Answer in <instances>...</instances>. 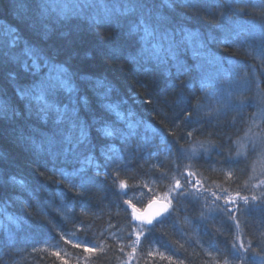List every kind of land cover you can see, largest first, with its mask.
<instances>
[{"label": "snow or ice", "instance_id": "1", "mask_svg": "<svg viewBox=\"0 0 264 264\" xmlns=\"http://www.w3.org/2000/svg\"><path fill=\"white\" fill-rule=\"evenodd\" d=\"M231 6V4H225L224 0H212V2L209 0H152L151 3L147 0H92L91 3H80L79 0H59L55 3L53 0H39L38 3L31 5L26 0H17L12 7L22 18L31 8L37 12V16L30 17L35 37L32 43H24L20 55L11 54L12 48L20 47L21 37L9 26L0 25V35L10 37L5 43L0 44V76L9 83L16 84L15 95L23 102L19 104L21 111L16 112L13 104L5 98L7 94L0 93V119L18 118L23 115L33 119L41 128L55 129L51 134L40 138L24 136L21 139L30 145L35 155L42 157L45 161L53 162L65 186L71 185L68 188L69 191L74 189L76 196H85L93 182L89 172H94L97 177L101 175L102 165L98 162L99 158H103L105 165L123 159L122 155L114 154L117 150L113 149L108 140L119 139L125 151H130L129 144L132 138L141 135L138 130L143 127L145 133L152 134L142 137L148 145H151L156 137H159L164 144L168 141L160 129L151 127L144 120L133 121L130 119L133 116L131 111L126 110L121 102H113L112 97L116 90L111 80L75 70L72 61L78 50L73 49L72 58L61 60L59 56L62 49L65 46L74 45L86 32H95L102 28L108 29L112 34L120 32L122 36L135 40L138 44L136 55L129 57L130 63L145 76L152 75L157 81L163 83L165 92L168 89L176 91L174 79L193 70L201 74L183 82L185 88L192 89L195 83H198L200 89L206 91L211 86V81L203 75L205 63L213 66L221 63L210 54L211 46L214 44L236 45L239 40V47L247 48L248 56L258 60L261 71H264V23L259 29L239 24L231 25L225 11ZM248 6L259 9L264 14V0L250 3ZM177 9L204 16L212 14V19L215 20L214 30L204 32L194 29L184 18L174 14ZM74 20L77 23L73 24ZM242 33L251 35L253 43L249 44L245 39H240ZM54 37L57 39L54 40ZM104 40L101 38L100 41ZM49 41H52L56 47H48L46 50ZM103 51L119 57L123 49L113 44ZM189 52L194 61L191 65L185 59ZM13 64L15 67H12ZM249 67L252 71H245L241 75L238 66L234 65L231 73L236 75L231 80H229L231 73L224 74L222 83L228 86L215 99L219 107L209 109L201 115V106H194L188 111L185 120L199 122L207 118L212 123L218 120L220 113L225 109L242 113L247 101L252 100L257 108L252 115L264 121V88L260 86L255 65ZM20 69H23V72ZM25 73H31L32 83L22 86L20 77ZM221 73H224L222 67L218 69V75ZM232 85L238 89L235 102ZM251 87L257 88L259 94L246 96L245 90ZM146 94L149 99L144 100L143 103L153 105L151 93ZM186 102H188L187 97L181 89L177 96V103ZM97 105L99 107H96ZM153 111L157 109L153 107ZM124 121H127L126 128L121 126V122ZM257 127L259 125L253 121L243 137L227 145L228 155L224 164L227 165L228 170L223 173L225 183L234 180L235 166L240 163H243L245 168L251 166L254 172L256 165L259 164L260 176L264 177V128L256 132L254 129ZM93 134L105 140L99 157L94 151V146L91 145ZM168 135L173 133L169 132ZM187 136L191 138L193 133L189 131ZM198 143L199 149L194 147L189 154V159L197 156L201 159L204 157L211 159L213 153L220 155L223 149L222 144L215 143L213 140ZM2 158L3 154H0V159ZM62 164H69L71 172L64 167H56ZM103 170L106 171V168ZM188 175L192 176L193 173L189 172ZM73 178H78L79 183L73 184ZM3 183L5 188L11 184L18 186L20 191L31 192V187L15 176L4 177ZM56 183L59 184L60 181L57 180ZM189 184V181L182 184L180 179H175L172 188L162 197L153 195L144 211H139L127 199H124L123 203L132 208V219L135 223L129 233V243L116 237L120 241L116 247L123 257H126V259L120 258V264H132L133 259H138V249L142 253L146 243H154L148 241V236L156 231L166 218L172 216L175 210L174 200L179 202L178 198L187 200L188 197H193V200L198 203L199 196H193V193L185 190ZM196 185L199 187L193 186L195 192L208 191L201 181L198 180ZM128 187L126 181L120 180V190ZM217 188L226 195L221 196L216 193L212 195L215 201L223 203H216L214 208L208 209L207 214L201 212L193 219L199 220L205 226H210L220 218V214H223L227 221L235 223L237 230L241 228V217H250L258 221L260 227L256 240H250L247 245L243 242H233L230 248L223 251L219 248L214 250L219 253L223 264H264V179L248 175L242 190L236 191L235 194L229 193L227 188H222L220 185H217ZM56 196L61 198L60 203L64 205L59 211L65 215L72 212V207L64 203L62 193H56ZM37 210L41 218L47 219L42 209L37 208ZM8 219L10 223L20 226L19 218L9 217ZM81 226L78 231H87L83 221ZM4 230L7 231V229ZM216 231L219 232V228ZM132 235H135L134 241L131 240ZM141 237L144 239L141 240ZM60 239L64 240L65 244L69 243V240L63 236ZM94 239H85L82 242L77 239L71 246L87 254L84 257L86 261L92 258L99 260L101 256L107 255V249L103 236L99 238L101 240L99 244L95 243ZM14 240V234L9 231L5 243H12ZM108 247L111 248L112 245L109 244ZM128 248H131L130 252ZM180 248H184V245L181 244ZM174 254L175 252L165 256L164 252H157L149 247L146 256L149 258L154 255L159 256L160 259H166L168 264H185L180 257L173 260ZM51 255L55 256L60 264H69L59 252H52ZM146 264H151V260H146Z\"/></svg>", "mask_w": 264, "mask_h": 264}, {"label": "trees", "instance_id": "2", "mask_svg": "<svg viewBox=\"0 0 264 264\" xmlns=\"http://www.w3.org/2000/svg\"><path fill=\"white\" fill-rule=\"evenodd\" d=\"M16 2L17 0H0V25L9 26L21 37L20 47L11 49V54L20 55L24 43H32L34 40L35 33L30 17L37 16V12L31 8L22 18L12 7ZM26 2L31 5L38 3L39 0H26ZM53 2H59V0H53ZM79 2L91 3L92 0H79ZM258 2L259 0H224L225 4L232 5L225 10L230 18V24L259 29L264 23V14L259 9L248 6L250 3ZM176 12L194 29L204 32L214 30L215 20L212 19V14L204 16L180 9ZM72 23L75 24L77 21L74 20ZM111 34L106 28L86 32L74 45L65 46L59 59L68 58L66 51H73V49L81 51L83 48L99 45L101 38L106 39ZM8 39L10 37L0 35V44ZM53 39L56 40L57 37ZM240 39H245L249 44L253 43L251 35L242 33ZM50 45L52 41L48 42L46 50ZM210 54L221 63L216 66L205 63L203 75L211 81V86L206 91L200 89L198 83H195L192 89L185 88L183 82L201 74L195 70L174 79L176 91L168 89L165 92L163 83L157 81L152 75L144 74L141 75V79L145 87L134 86L137 95L130 96L116 91L112 97L113 102H121L126 110L131 111L133 116L130 119L133 121L144 120L151 127L160 129L168 143L164 144L159 137H156L152 144L148 145L142 137L152 134L145 133L143 127L138 130L141 135L132 138L129 144L130 151H125L119 139L108 140L113 149L117 150L114 154L122 155L123 159L105 165L103 158H99L98 162L102 165L101 175L97 177L94 172H89L93 182L87 195L78 197L74 189L69 191L68 188L71 185L65 186L53 162L48 161L45 165L43 160L34 158L33 161H28L23 157H17L21 170L19 174L12 176L22 179L31 187V192L20 191L18 186L11 184L5 188L4 176L0 174V264H60V261L51 255L52 252H59L69 264H120L123 254L116 247L120 242L116 237L129 243V233L134 224L131 219L132 208L123 203L124 199L142 211L153 195L162 197L168 192L175 179H180L182 184L185 181L190 182L185 190L193 193V196H199L198 203L193 200V197H188L187 200L178 198L179 202L174 200L175 210L172 216L166 218L164 223L148 236V241L154 243H146L142 253L138 249V259H133L132 264H146V260H151V264H168L166 259H160L159 256L147 257L149 247L157 252H164L165 256L175 252L172 259L176 260L180 257L185 264H223L219 253L214 249L219 248L223 251L230 248L233 242H243L247 245L250 240H256L260 225L258 221L250 217H241L239 230L236 229L235 223L227 221L223 214H220V218L210 226H205L199 220L193 219L201 212L207 214L208 209L214 208L216 203H223L215 201L212 195L213 193L226 195L218 190L217 185L235 194L236 191L242 190L248 175L264 179L260 176L259 164L256 165L255 172L251 166L245 168L243 163L236 165L234 180L227 183L223 174L228 170L227 165L224 164L228 155L227 145L243 137L253 121L259 125L254 131L259 132L260 128H264V121L252 115L257 111L252 100L247 101L242 113L225 109L220 113L218 120L212 123L207 118L199 122L185 120L188 111L194 106H201V115L209 109L219 107L215 99L228 86L222 81H224V74L231 73L234 65L238 66L241 75L245 71L251 72L252 69L249 66L255 65L260 86L264 88V71H261L259 61L248 56L247 48L239 47V40L236 45L214 44L211 46ZM185 59L189 65L194 62L190 52ZM72 63L74 65L75 60ZM12 67L15 65L13 64ZM221 67L224 73L218 75V69ZM20 71L23 72V69ZM235 75L231 73L229 80L234 79ZM20 83L22 86L30 85L31 73L21 76ZM15 89L16 84L9 83L0 76V92L7 94L5 98L15 99L19 104L23 103L15 95ZM181 89L187 97L186 103H177V96ZM232 89L235 102L238 89L235 85H232ZM146 93H151L153 105L143 103L144 100L149 99ZM244 94L250 97L258 95L259 91L251 87L245 90ZM153 107L157 111H153ZM126 123L127 121L121 122V126L126 128ZM189 131L193 133L191 138L187 136ZM169 132L173 135H168ZM208 140L223 145L221 154L213 153L211 159L207 157L201 159L199 156L189 159L192 149L194 147L199 149L198 142L206 143ZM104 143L103 138L93 134L92 144L97 157ZM232 146L235 147V145ZM240 159L243 160V158ZM56 167H64L68 172L72 170L69 164L56 165ZM105 168L106 171L103 170ZM189 172L193 175L189 176ZM57 180L60 181L59 184L56 183ZM120 180L126 181L129 187L120 190ZM198 180L208 191L195 192L193 186L199 187L196 185ZM72 183L78 184V178H73ZM56 193H62L64 203L72 207V212L65 215L59 211L64 205L60 203L61 198L56 196ZM37 208L46 213L47 219L41 218ZM9 217L19 218L20 226L10 223ZM81 221L84 222L87 231H78L82 227ZM217 228L219 232L216 231ZM9 231L14 234L15 240L12 243H5ZM61 236L68 239L69 243L65 244L64 240L60 239ZM101 236L104 237L107 255L101 256L99 260L92 258L86 261L84 257L87 254L71 246L77 239L82 242L85 239L95 238L94 242L99 244ZM143 239L144 237H141V240ZM131 240H135V235L131 236ZM109 244L112 245L111 248L108 247ZM181 244L184 248H180ZM127 250L130 252L131 248ZM123 258L126 259V257Z\"/></svg>", "mask_w": 264, "mask_h": 264}, {"label": "clouds", "instance_id": "3", "mask_svg": "<svg viewBox=\"0 0 264 264\" xmlns=\"http://www.w3.org/2000/svg\"><path fill=\"white\" fill-rule=\"evenodd\" d=\"M147 2L151 3L152 0H147ZM174 14L179 15L177 12ZM100 42L99 45L83 48L75 54L73 59L75 60V70L111 80L118 93L122 92L130 96L137 95L134 86L145 87L144 81L141 79L142 73L129 61V57L136 55L137 41L128 39L122 36L120 32H116ZM113 44L123 49L119 57H114L103 51V49ZM50 47L55 48L56 46L52 44ZM65 54L69 58L73 57L72 51H66ZM8 100L13 104L14 111H21L20 105L15 99ZM54 131L53 128H41L33 119L26 118L23 115L18 118L6 117L0 119V154H3V158L0 159V174L4 177L19 174L21 166L17 163V157H23L28 161H33L34 158L35 160H43L47 165L48 161L35 155L30 145L25 143L21 137L34 136L40 138ZM91 145L94 146L92 140Z\"/></svg>", "mask_w": 264, "mask_h": 264}, {"label": "water", "instance_id": "4", "mask_svg": "<svg viewBox=\"0 0 264 264\" xmlns=\"http://www.w3.org/2000/svg\"><path fill=\"white\" fill-rule=\"evenodd\" d=\"M147 205H148V204H147ZM147 205L144 207V209H143L142 211H144V210L147 209ZM131 219H132V213H131ZM132 221H133V219H132ZM133 223H135V221H133Z\"/></svg>", "mask_w": 264, "mask_h": 264}]
</instances>
